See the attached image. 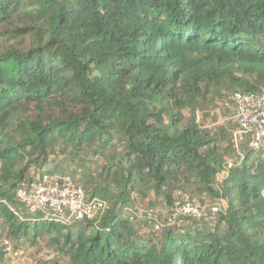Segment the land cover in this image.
Instances as JSON below:
<instances>
[{"label": "trees", "instance_id": "1", "mask_svg": "<svg viewBox=\"0 0 264 264\" xmlns=\"http://www.w3.org/2000/svg\"><path fill=\"white\" fill-rule=\"evenodd\" d=\"M262 86L264 0H0L5 234L54 264H264V158L243 145L238 161L233 128L208 121ZM40 170L73 175L101 216L29 217L15 189ZM177 188L225 201L216 222L129 220L151 193L165 221Z\"/></svg>", "mask_w": 264, "mask_h": 264}, {"label": "built area", "instance_id": "2", "mask_svg": "<svg viewBox=\"0 0 264 264\" xmlns=\"http://www.w3.org/2000/svg\"><path fill=\"white\" fill-rule=\"evenodd\" d=\"M221 104L234 125L231 134L238 161L242 157L243 145L253 151H260L264 158V86L255 93L232 92L222 99ZM233 165L232 160L226 163L227 168ZM15 194L28 214L46 213L52 220L66 224L99 217L106 207L104 200L89 198L82 184L70 173L36 171L34 176L17 184ZM221 204H204L184 189L177 188L165 221L154 209L140 208L135 204L128 208V217L131 222L147 220L148 223L140 231L150 234L159 231L164 225L180 221L184 215L214 224ZM7 207L21 218V213L13 206L7 204ZM54 258L55 254L48 249L40 248L35 253L23 250L16 239L5 234L4 218L0 214V264H54Z\"/></svg>", "mask_w": 264, "mask_h": 264}, {"label": "rangeland", "instance_id": "3", "mask_svg": "<svg viewBox=\"0 0 264 264\" xmlns=\"http://www.w3.org/2000/svg\"><path fill=\"white\" fill-rule=\"evenodd\" d=\"M221 102H222V100L220 98L217 101V106H216L215 110L212 112L211 116H209L208 121L211 122V123H214V124L228 123L229 126L231 128H233L234 125H233L232 121L228 118L227 112L223 109ZM235 155H237V154H235ZM64 161H67V160L65 159ZM64 164L66 165L65 162H64ZM44 168H46V166H44ZM194 196L197 197V199L200 200L204 204H210V203H213V202H220L223 205H225V201H222V200H219V199H216V200H213L212 201L211 198L207 194H205V193L204 194H201V195L196 194ZM153 200H154V196L151 193H149L147 197H141V196H138V195H135L134 196L135 203L138 206L142 207V208L143 207H150L151 206L150 202H152ZM151 207L159 208V209H164V208H162V206H160L158 204V202H157V204H155V206H151ZM19 208H20V206L18 208H15V209H16V211L18 213H21L19 211ZM35 215L45 217L48 214H46V213H39V214H35ZM28 216L29 217H32V215H28ZM17 239H18L19 243L21 244L22 249L23 250H26V251H28L30 253H35L40 248L48 249L49 250L48 245L47 244L45 245L42 240H38L37 242H32L29 239H27V237L24 236V235H20V237L17 238ZM58 259H59V261H60L61 264H64L63 263L64 260L61 257H58Z\"/></svg>", "mask_w": 264, "mask_h": 264}]
</instances>
